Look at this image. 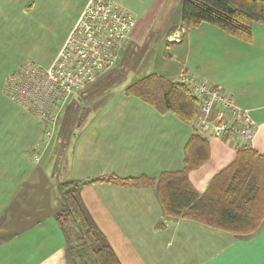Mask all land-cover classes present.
<instances>
[{
	"label": "crops",
	"instance_id": "1",
	"mask_svg": "<svg viewBox=\"0 0 264 264\" xmlns=\"http://www.w3.org/2000/svg\"><path fill=\"white\" fill-rule=\"evenodd\" d=\"M90 1L0 0V264H72L56 219L63 205L60 185L113 177L159 180L184 169L189 143L199 135L193 124L176 114L128 94L133 84L147 77L142 75L124 89L123 79L86 107L80 103L84 93L70 97L50 141L37 151L44 121L6 96L7 78L27 62L50 67ZM110 1L135 15L131 38L136 43H145L153 33L168 46L188 51L189 43L190 53L194 46L195 54L205 50L211 56L198 58V73L184 63L175 77L151 75L175 82L187 72L233 94L257 125L251 148L264 156V26L255 24L252 42L244 43L211 25L183 28L184 0ZM38 30H50L42 43L34 37ZM53 30L59 31L53 35ZM203 138L210 158L188 175L200 194L238 153L223 140ZM59 151L64 152L61 169ZM78 199L121 264H264V222L252 235H234L167 217L154 188L103 181L85 185ZM41 246L49 253L43 261Z\"/></svg>",
	"mask_w": 264,
	"mask_h": 264
},
{
	"label": "trees",
	"instance_id": "2",
	"mask_svg": "<svg viewBox=\"0 0 264 264\" xmlns=\"http://www.w3.org/2000/svg\"><path fill=\"white\" fill-rule=\"evenodd\" d=\"M181 19L185 29L211 25L230 37L250 43L253 26H264V0H184ZM127 92L159 110L176 114L187 123L193 124L197 119L199 102L184 85L149 75ZM237 150L235 162L214 178L205 194L197 192L188 177L210 158L209 143L199 135L189 143L184 169L165 173L159 180L142 176L62 183L59 188L63 205L56 219L66 237L69 258H74L77 264H121L116 252L103 241L101 232L86 216L78 199L85 185L101 181L130 188L156 189L169 218L192 220L238 236L252 235L264 222V156L251 146Z\"/></svg>",
	"mask_w": 264,
	"mask_h": 264
},
{
	"label": "built area",
	"instance_id": "3",
	"mask_svg": "<svg viewBox=\"0 0 264 264\" xmlns=\"http://www.w3.org/2000/svg\"><path fill=\"white\" fill-rule=\"evenodd\" d=\"M136 25L135 15L114 2L91 0L50 67L27 62L9 74L6 96L44 121L46 130L37 151H43L50 141L69 98L89 91L117 71L121 52ZM174 41L179 42V36ZM175 82L188 87L199 102L193 125L196 133L223 140L236 149L251 146L257 125L250 111L237 105L233 94L187 72Z\"/></svg>",
	"mask_w": 264,
	"mask_h": 264
},
{
	"label": "rangeland",
	"instance_id": "4",
	"mask_svg": "<svg viewBox=\"0 0 264 264\" xmlns=\"http://www.w3.org/2000/svg\"><path fill=\"white\" fill-rule=\"evenodd\" d=\"M63 23L64 22L61 21V25H63ZM154 30L157 31L158 28ZM58 31L59 30H53V35L57 34ZM49 35L50 30H38L34 32V37L38 38L41 43L43 42L44 38H48ZM202 55H205L208 58L211 57L208 53L206 55L205 50L201 54H195L194 46L192 47V51L190 53L189 43L188 51L187 48L185 49V47L178 48L176 46H168L164 42L163 38L154 36L153 33L146 39V42L143 44H138L133 40V38H130V40L126 43L124 50H122L118 64L114 69L117 71L113 74V76H110L106 80H104L103 83L99 84L98 82L89 91L85 92L81 96L82 102L80 103H82L84 107L92 104L95 100L101 97V95L117 85L125 73L127 74L121 79V81L124 79L125 82L122 84V86H120L123 89L124 87L129 86L133 82L137 81L138 79L136 78L142 75L149 76L151 74H161L167 77H175L177 71L179 70L180 72V70L184 67V63H189V67L187 68L189 70H195V72L198 73V71L196 70L198 68L195 69V64L200 61L198 58ZM68 122L69 120H67L66 125L68 124ZM61 143L62 145H64L62 141ZM58 159L59 163L57 167L59 168L64 160V152L61 154V152L59 151L57 160ZM40 248V261H43L47 257V255H49V253L46 252L45 247L42 248L41 246ZM68 259L69 258H67L66 256V262L68 261ZM74 261V258H72L71 262L74 263Z\"/></svg>",
	"mask_w": 264,
	"mask_h": 264
}]
</instances>
